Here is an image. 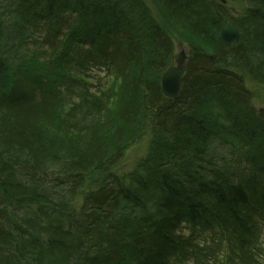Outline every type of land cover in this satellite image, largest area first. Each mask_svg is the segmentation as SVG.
<instances>
[{
  "label": "trees",
  "instance_id": "trees-1",
  "mask_svg": "<svg viewBox=\"0 0 264 264\" xmlns=\"http://www.w3.org/2000/svg\"><path fill=\"white\" fill-rule=\"evenodd\" d=\"M151 2L0 0V264H199L206 231L251 264L264 119L243 71L264 85V0L239 15ZM169 28L192 50L177 99L161 90ZM146 127L148 154L122 179L114 165Z\"/></svg>",
  "mask_w": 264,
  "mask_h": 264
},
{
  "label": "rangeland",
  "instance_id": "rangeland-1",
  "mask_svg": "<svg viewBox=\"0 0 264 264\" xmlns=\"http://www.w3.org/2000/svg\"><path fill=\"white\" fill-rule=\"evenodd\" d=\"M145 1L150 5V7L155 13L154 6L151 0H145ZM214 1L223 2L224 5L229 9L230 13L234 15H239L241 14V12L244 13L246 8L248 7L247 0H224V1L214 0ZM170 35L174 40L173 60L171 63L175 64L174 56L181 50H185L190 59L192 55V50L188 42L172 29H170ZM201 43L203 46L205 45L206 48L210 49L211 47L210 45L202 41ZM33 66H35V64H33ZM28 68L30 67L28 66ZM243 73L245 76L247 86L252 91L254 105L256 106L257 109L264 107V85L254 81L247 72L243 71ZM94 74L96 77L98 76L103 79L104 77H106L105 76L106 72H104L103 70L94 71ZM106 80L108 81L110 87L117 88L119 81L114 76L106 78ZM130 139L126 143V149L123 157L114 165L113 168L115 174L120 176L122 179H124L125 177L124 175L131 174L132 172H134L135 166L138 163H140V161H143L146 158L152 140V131L149 127H146L145 130H143V132L140 134V137H136L134 139L132 138L131 140ZM219 241L220 242L216 245V243H213L211 240L210 232L206 231L201 233L200 260H202L204 264H226L224 261L226 260L227 262V260H229V256H228L229 254L226 251L229 250L230 247L225 245L223 239H219ZM250 251L253 254L251 264H264V230L262 231L261 235L255 238L254 245L253 247H251ZM236 254L241 255L242 251L241 252L236 251L235 254L233 255L235 256ZM190 260L187 258L184 261L172 260L171 264H195L193 260L191 261ZM240 260L242 259L237 255V261Z\"/></svg>",
  "mask_w": 264,
  "mask_h": 264
},
{
  "label": "water",
  "instance_id": "water-1",
  "mask_svg": "<svg viewBox=\"0 0 264 264\" xmlns=\"http://www.w3.org/2000/svg\"><path fill=\"white\" fill-rule=\"evenodd\" d=\"M240 29L230 20H225L221 30L222 43L227 47L236 46L240 40ZM175 63L170 66L162 75L161 89L163 94L171 99H177L182 93V80L187 69V54L181 50L175 55ZM264 118V107L260 109Z\"/></svg>",
  "mask_w": 264,
  "mask_h": 264
},
{
  "label": "bare ground",
  "instance_id": "bare-ground-1",
  "mask_svg": "<svg viewBox=\"0 0 264 264\" xmlns=\"http://www.w3.org/2000/svg\"><path fill=\"white\" fill-rule=\"evenodd\" d=\"M92 70H93V71H98V70L95 69V68H92ZM251 102L254 104L253 94L251 95ZM250 161H251V160H250ZM262 208L264 209V204H262ZM208 232L211 233V239H212V242H213V243H216V245L220 242L219 239H223V237H222L221 235L216 234L215 232H212V231H208ZM215 235H216V236H215ZM198 242H200V240H198ZM200 245H201V244H200ZM226 252H228V254H229V260H230V257H231V259H232V258H233V254L230 255L229 250H227ZM229 260H227V262H226L227 264H230V263H229ZM232 263H233V264H236V263H237L235 257L233 258Z\"/></svg>",
  "mask_w": 264,
  "mask_h": 264
}]
</instances>
